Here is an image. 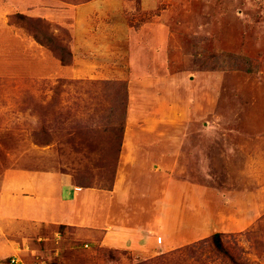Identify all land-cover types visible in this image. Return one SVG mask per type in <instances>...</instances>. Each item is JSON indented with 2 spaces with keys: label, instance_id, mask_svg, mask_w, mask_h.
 <instances>
[{
  "label": "rangeland",
  "instance_id": "rangeland-1",
  "mask_svg": "<svg viewBox=\"0 0 264 264\" xmlns=\"http://www.w3.org/2000/svg\"><path fill=\"white\" fill-rule=\"evenodd\" d=\"M86 38L112 70L62 74ZM127 140L135 174L170 154L180 222L156 254L99 248L94 264H264V0H0V174L110 189Z\"/></svg>",
  "mask_w": 264,
  "mask_h": 264
},
{
  "label": "crops",
  "instance_id": "crops-1",
  "mask_svg": "<svg viewBox=\"0 0 264 264\" xmlns=\"http://www.w3.org/2000/svg\"><path fill=\"white\" fill-rule=\"evenodd\" d=\"M92 9L85 7L75 12L76 17L83 20L81 24L86 23L85 18ZM74 33L81 38L85 31L80 28ZM83 42L77 46L83 48L82 57L74 55L75 62H80V70L75 72L72 64L62 69V74L76 73V77H80L83 73L89 78H99L105 72L104 64L112 70L113 67H109L112 59L108 60V54L103 56L99 47L93 50L95 39L86 38ZM92 50L94 52L88 56L84 54ZM108 73L111 74L109 70ZM158 142L157 151L159 147H166L170 152L168 141ZM132 144L128 140L122 143L120 163L127 169H124L125 173L122 166L117 169L110 189L80 186L70 174L54 169L2 170L0 264H78L80 260L94 264L93 254L99 248L120 250L126 247L136 254H156L159 249L169 247L172 224L174 219L179 223L181 215L176 213L172 218L181 209L177 210L176 204L172 206L168 195L172 191L171 182L176 179L172 180V158L170 154L159 157V165L147 176L140 171L135 174L129 166L138 157L133 150L136 145ZM126 147L130 156L123 162ZM179 184L174 183L178 194L183 188ZM185 193L186 189L182 190V194ZM187 209L192 212L193 206L182 211L189 222L192 213L188 214ZM156 234L161 238L160 243L152 240ZM154 243L157 244L155 247Z\"/></svg>",
  "mask_w": 264,
  "mask_h": 264
},
{
  "label": "built area",
  "instance_id": "built-area-1",
  "mask_svg": "<svg viewBox=\"0 0 264 264\" xmlns=\"http://www.w3.org/2000/svg\"><path fill=\"white\" fill-rule=\"evenodd\" d=\"M15 260H12V262H14ZM15 263V262H14Z\"/></svg>",
  "mask_w": 264,
  "mask_h": 264
}]
</instances>
